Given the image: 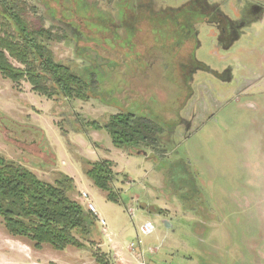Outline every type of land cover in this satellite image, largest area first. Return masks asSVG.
<instances>
[{
  "label": "rangeland",
  "instance_id": "obj_1",
  "mask_svg": "<svg viewBox=\"0 0 264 264\" xmlns=\"http://www.w3.org/2000/svg\"><path fill=\"white\" fill-rule=\"evenodd\" d=\"M19 1L30 20L61 37L49 44L55 61L93 83V92L88 101L50 100L0 75V117L18 125L12 132L0 120V157L48 184L68 176L70 199L86 204V193L106 223L103 231L97 222L98 250L114 264H264V16L227 50L213 28L198 25L194 59L228 70L229 80L198 70L186 88L169 43L141 20L135 28L143 29L128 27L124 14L140 2L157 13L187 0ZM207 1L233 18L247 0ZM118 113L156 123L159 147L117 149L107 131L87 126ZM102 160L120 175L119 204L86 175L88 163ZM147 222L154 231L144 236ZM137 235L141 260L128 249ZM95 251L36 250L0 220V264H96Z\"/></svg>",
  "mask_w": 264,
  "mask_h": 264
},
{
  "label": "trees",
  "instance_id": "obj_2",
  "mask_svg": "<svg viewBox=\"0 0 264 264\" xmlns=\"http://www.w3.org/2000/svg\"><path fill=\"white\" fill-rule=\"evenodd\" d=\"M0 75L19 88L28 82L32 91L50 100L88 101L93 83H87L73 74L68 66L55 61L49 44L62 39L39 21L29 19V7L19 0H0ZM15 61L20 67L12 64ZM92 90V91H91ZM1 124L12 132L18 125L10 121ZM88 128L109 134L117 149L156 150L159 146V126L134 114L118 113L100 124L91 122ZM15 129V130H14ZM39 134L40 131H37ZM86 175L94 186L105 193L108 202L119 204V191L115 189L118 173L107 160L88 163ZM72 180L60 173L55 184L39 180L18 162L0 157V220L6 233L27 241L36 250L49 246L56 251L67 248L85 250L87 244L96 251L92 256L96 264H114L98 247V219L84 207L70 199ZM146 208V207H144ZM161 215V211H158Z\"/></svg>",
  "mask_w": 264,
  "mask_h": 264
},
{
  "label": "flooded vegetation",
  "instance_id": "obj_3",
  "mask_svg": "<svg viewBox=\"0 0 264 264\" xmlns=\"http://www.w3.org/2000/svg\"><path fill=\"white\" fill-rule=\"evenodd\" d=\"M146 4L140 2L136 9H127L124 19L127 18L128 27L133 30L148 26L155 30V37L169 43L174 57L177 58L179 74L186 88L198 70L208 72L223 82L229 80L228 70L213 72L194 59L198 25L205 24L213 28L217 45L227 50L240 38L246 27L257 21L263 13L261 6L253 0L239 3L233 18L222 13L217 5H212L207 0H187L177 8L166 7L167 9L163 8L157 13L150 10ZM138 20L143 21L142 25L135 28Z\"/></svg>",
  "mask_w": 264,
  "mask_h": 264
},
{
  "label": "built area",
  "instance_id": "obj_4",
  "mask_svg": "<svg viewBox=\"0 0 264 264\" xmlns=\"http://www.w3.org/2000/svg\"><path fill=\"white\" fill-rule=\"evenodd\" d=\"M81 197L86 202V204H85L86 209L89 212H91L94 216H98L94 205L92 203H90V201H89V196L86 193H82L81 194ZM98 222L100 223L103 231H105V229H106V223L104 222V220H102V219L99 218L98 219ZM140 231H141V234L144 235V236L145 235H149V234H151L154 231V227H153L152 224H150L149 222H147V223H145L141 227ZM141 246H142V242H141V240L139 238V235H137V243H135V244L132 243L128 247V249L131 250V251H133L134 254H137L138 259H140V260H141V257L143 256V251L141 250ZM148 250H150V249H148ZM143 263H144V261H143Z\"/></svg>",
  "mask_w": 264,
  "mask_h": 264
},
{
  "label": "crops",
  "instance_id": "obj_5",
  "mask_svg": "<svg viewBox=\"0 0 264 264\" xmlns=\"http://www.w3.org/2000/svg\"><path fill=\"white\" fill-rule=\"evenodd\" d=\"M255 3H258L260 6H261V10H263V13L259 16V18L257 19V21L260 19L261 21H262V19H263V16H264V5L262 4V0H253ZM114 171H115V169H114ZM116 172V171H115ZM82 206H84L85 207V204L83 203V202H79ZM98 215V214H97ZM151 215H154V216H156V215H158V214H151ZM96 218L97 219H99L100 218V216L98 215V216H96ZM101 219V218H100Z\"/></svg>",
  "mask_w": 264,
  "mask_h": 264
},
{
  "label": "water",
  "instance_id": "obj_6",
  "mask_svg": "<svg viewBox=\"0 0 264 264\" xmlns=\"http://www.w3.org/2000/svg\"><path fill=\"white\" fill-rule=\"evenodd\" d=\"M142 154H143V155H146V153H143V152H142ZM165 224H166V225H168V223H167V222H165Z\"/></svg>",
  "mask_w": 264,
  "mask_h": 264
}]
</instances>
